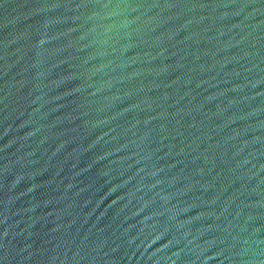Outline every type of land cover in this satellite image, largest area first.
<instances>
[{
	"label": "water",
	"instance_id": "95a60500",
	"mask_svg": "<svg viewBox=\"0 0 264 264\" xmlns=\"http://www.w3.org/2000/svg\"><path fill=\"white\" fill-rule=\"evenodd\" d=\"M0 264H264V0H0Z\"/></svg>",
	"mask_w": 264,
	"mask_h": 264
}]
</instances>
